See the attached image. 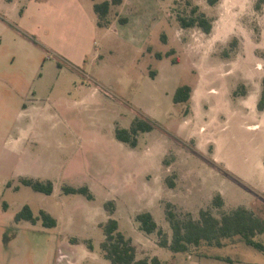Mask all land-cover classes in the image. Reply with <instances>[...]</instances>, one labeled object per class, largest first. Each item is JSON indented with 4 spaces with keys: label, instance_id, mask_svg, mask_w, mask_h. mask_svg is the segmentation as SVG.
<instances>
[{
    "label": "rangeland",
    "instance_id": "374dc122",
    "mask_svg": "<svg viewBox=\"0 0 264 264\" xmlns=\"http://www.w3.org/2000/svg\"><path fill=\"white\" fill-rule=\"evenodd\" d=\"M102 1L62 7L0 0V264H52L60 249L73 251L61 264H113L101 246V224L110 217L132 239L137 259L229 264L218 255L264 264V251L240 235L223 246L204 242L173 252L136 219L150 211L171 239L168 203L180 217L200 218L208 209L221 218L244 205L264 218V194L225 169L264 190V118L246 113L230 93L263 88L262 7L251 0H125L112 6L107 26H114L104 29L90 6ZM196 4L213 20L210 33L179 21ZM227 26L230 34L217 45ZM183 84L192 86V97L176 103ZM136 118L154 127L133 147L116 137V127ZM25 132L30 141L17 154L20 146L9 142ZM213 145L222 163L213 159ZM23 178L51 179L54 192L36 191ZM66 186H88L94 198L67 194ZM217 194L226 197L221 207L213 202ZM25 204L36 215L51 213L57 226L17 221ZM255 239L264 244V233Z\"/></svg>",
    "mask_w": 264,
    "mask_h": 264
},
{
    "label": "trees",
    "instance_id": "16d2710c",
    "mask_svg": "<svg viewBox=\"0 0 264 264\" xmlns=\"http://www.w3.org/2000/svg\"><path fill=\"white\" fill-rule=\"evenodd\" d=\"M124 0H104L94 4V10L99 15L98 25L100 27L107 26V17L113 5H120ZM219 0H208L210 5H215ZM264 4V0L256 1V8L260 9ZM125 20V19H124ZM179 21L184 28L198 26L205 33H210L213 28V20L203 11L199 10V5H193L192 13L189 16H179ZM171 53L168 52L167 56ZM157 57L163 58V54L158 52ZM176 62V61H174ZM155 75V73H153ZM192 86L190 84L180 85L175 94L174 101L189 102L192 97ZM258 109L264 110V79L261 97L258 102ZM154 125L146 118H136L130 127H116V137L136 147L139 139L138 135L141 132H148L153 129ZM25 185L31 186L34 190L43 192L45 194H52L54 192V183L51 179L41 180L32 178H23ZM174 181L170 182L174 186ZM65 192L67 194L80 193L87 196L88 199H93L94 194L90 191L88 186H66ZM213 202L215 205L221 207L225 201L221 194H217ZM109 210L115 209L113 201H108L105 204ZM172 204L168 203L167 217L172 227V238H169L167 232L159 226L150 211H142L137 214L136 219L140 223V227L147 233L157 232L160 236L159 244L162 247L168 248L173 252H186L192 246H200L206 242L208 245L223 246L225 239L231 238L235 235H240L250 245L255 246L264 251V244L255 239L259 233H264V218L254 213L251 209L244 205H240L230 212H225L221 218L215 216L210 210L202 209L200 211V218H195L189 213L187 217H180L172 208ZM15 219L17 221L28 220L32 223L42 221L46 227H55L57 219L48 211L41 209L36 215L29 204H25L23 208L16 213ZM101 226L105 232V239L101 246L104 250L105 257L113 264H167L162 262L158 256H154L150 261L147 258L137 259V250L132 242V239L127 237L120 230L119 221L110 217ZM216 258L224 259L229 264H234L229 257L216 256Z\"/></svg>",
    "mask_w": 264,
    "mask_h": 264
},
{
    "label": "crops",
    "instance_id": "0c3cea01",
    "mask_svg": "<svg viewBox=\"0 0 264 264\" xmlns=\"http://www.w3.org/2000/svg\"><path fill=\"white\" fill-rule=\"evenodd\" d=\"M7 1H9V2H12L13 0H7ZM47 1H53L54 3H57L58 4V6L60 5V6H62V7H66V6H68L70 3H72V2H74V1H76V0H47ZM125 1V0H124ZM124 1H123V3H124ZM252 2H255L256 3V1L257 0H251ZM96 2H94V3H92V5H90V6H92L93 8H94V4H95ZM122 3V4H123ZM122 4H120V5H122ZM70 5H72V4H70ZM77 5H78V7L81 5L79 2L77 3ZM73 7L75 6V4H73L72 5ZM81 7V6H80ZM261 10H262V12H264V4H263V6H262V8H261ZM95 11V10H94ZM25 9L24 8H22L21 9V16L22 17H24V15H25ZM264 20V14L261 16V20ZM130 20V19H129ZM126 17H125V20H124V22L123 23H129L130 21H129ZM96 25L98 26V27H100L99 25H98V19L96 18ZM125 25V24H124ZM114 26V24H111V25H109V26H104V27H100V28H104V29H110V28H112ZM121 28H123V27H121ZM122 30V29H121ZM231 30V27L230 26H227V29H225L222 33H221V35L218 37V39H217V45H218V43H220V42H222L221 40H222V38H225L226 37V35H228V34H230V31ZM122 35H124V34H122ZM221 39V40H220ZM218 40H220V41H218ZM132 42V41H131ZM133 43V42H132ZM257 45L259 46V49H262V48H264V22H263V24L261 25V35H260V38H259V42L257 43ZM87 57V56H86ZM224 60H226V61H229V62H233V64L236 66L237 65V63H236V61L233 59V61H232V59H230V58H227V59H224ZM262 62L263 63H261V64H263V67H262V70L264 71V57L262 58ZM84 61H87V58L86 59H84ZM78 62H80L79 61V59H78ZM227 72V71H226ZM262 75H263V77H264V72L262 73ZM245 82H247V81H245ZM247 84V83H246ZM236 89H234V90H232L230 93H231V95H232V97H233V99L234 100H236V99H238L239 100V102L240 103H242V104H244V106H245V108L247 109V112L246 113H249V114H251V115H254V116H256V117H258V119H263L264 118V110H259L258 109V102H259V99H260V97H261V92H262V90H261V92L260 91H256V92H254V91H252V90H248V91H244L243 93H241V94H238V95H233L232 93L235 91ZM34 93H36V90L35 91H33V94ZM26 109H28V104L26 103V104H24V106H23V111L24 110H26ZM30 141V135H29V133L28 132H25V134H23V137H21V138H14L13 140H10V144H11V142H12V147L14 148V150H16L15 148L17 147L18 148V146H20V148L17 150V154L19 153V152H22V147L21 146H23V144H27L28 142ZM8 142H7V144H9ZM213 147H214V150H213V153H212V157H213V159L216 161V162H218V163H222V162H220L219 161V159H217L216 158V146L215 145H213ZM16 152V151H15ZM261 165H263L264 166V158H262V160H260V162H259V166H261ZM225 169L229 172V173H231L233 176H235V177H237V178H239V179H241V180H243L245 183H247V184H249V185H251L256 191H258V192H261L262 194H264V190H261L260 191V189H258L257 187H255L253 184H251L250 182H248V181H246L245 179H243L242 177H240V175H238L234 170H232V169H229V168H227V167H225ZM262 171L264 172V168L262 169ZM23 175V174H22ZM224 196V200H225V203H226V197H225V195H223ZM56 218V217H55ZM57 219V218H56ZM22 221V220H21ZM25 221H28V220H25ZM40 221V220H39ZM31 222V221H30ZM57 222H58V220H57ZM58 224V223H57ZM57 226V225H56ZM55 226V227H56ZM71 253V255H69L70 253ZM65 251L64 249L62 250V249H60V252H55L54 254H53V258H52V264H61L60 262H61V260H62V256H72V254H73V251L71 250V251ZM218 256V255H217ZM216 257V256H215ZM219 259V258H218ZM71 264H73V262H70Z\"/></svg>",
    "mask_w": 264,
    "mask_h": 264
}]
</instances>
